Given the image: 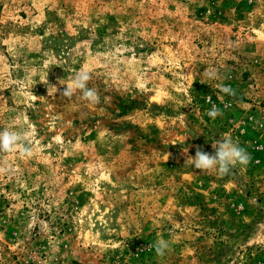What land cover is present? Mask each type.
Returning <instances> with one entry per match:
<instances>
[{"label": "rangeland", "instance_id": "1", "mask_svg": "<svg viewBox=\"0 0 264 264\" xmlns=\"http://www.w3.org/2000/svg\"><path fill=\"white\" fill-rule=\"evenodd\" d=\"M5 129L0 264H264V0H0ZM221 135L246 166L186 162Z\"/></svg>", "mask_w": 264, "mask_h": 264}, {"label": "clouds", "instance_id": "2", "mask_svg": "<svg viewBox=\"0 0 264 264\" xmlns=\"http://www.w3.org/2000/svg\"><path fill=\"white\" fill-rule=\"evenodd\" d=\"M205 76L209 80L219 78L215 70H206ZM90 79L91 76L89 71L87 69H81L75 73L74 78L66 85L61 94L66 98H71L77 90H80L83 99L93 104L97 103L99 101V96L96 90L87 87V83ZM219 92L228 96L236 95L235 90L229 85H221L219 87ZM208 102H212L211 96L208 97ZM225 107H229V105L226 104ZM206 115L215 120L218 116L222 115V111L215 104H212L211 109L206 112ZM26 136L27 133L9 131L7 129L0 130V153H9L19 148L21 154L31 155V147L21 143ZM211 146L214 149L213 153L204 151L199 145L196 146L195 155H188L186 157V162L195 169L204 172L214 170L218 176L223 177L228 175L232 168L237 165L246 166L250 161V156L247 151L227 135H221ZM185 153H187V151H185ZM2 171H4V169H0V172ZM150 247L154 249L157 256L162 257L169 245L167 241L158 239Z\"/></svg>", "mask_w": 264, "mask_h": 264}]
</instances>
